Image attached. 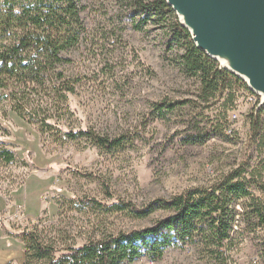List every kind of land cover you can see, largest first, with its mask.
Returning <instances> with one entry per match:
<instances>
[{"label":"rangeland","instance_id":"1","mask_svg":"<svg viewBox=\"0 0 264 264\" xmlns=\"http://www.w3.org/2000/svg\"><path fill=\"white\" fill-rule=\"evenodd\" d=\"M78 1L82 40L63 54L68 61L58 67L66 77L76 79L75 90L64 101L49 102L46 115L63 130L93 129L101 135L136 140L124 149L104 153L85 140L67 141L62 132L41 133L37 125L0 103L4 129L0 140L26 163L0 179V264L22 263L23 242L12 234L22 229H37L45 239L51 235L56 246L64 247L104 233L141 228L163 215L157 212L138 221L119 212L81 208L65 199L88 197L109 205L119 198L141 207L189 187L205 186L216 172L251 152L247 114L257 103L243 89L237 90L227 110L222 99L207 108L198 102L178 117L151 121L152 103L198 95L196 79L178 66V46L168 45L169 20L149 22L138 30L127 15L133 0ZM41 96L32 99L40 101ZM188 121L204 130L214 127L224 135L232 131V137L214 136L204 145H182ZM99 180L108 184L112 198L104 194ZM263 239L264 228L246 236L231 253L233 264H264L259 254ZM129 264L213 263L186 246L168 249L159 261L142 257Z\"/></svg>","mask_w":264,"mask_h":264},{"label":"trees","instance_id":"2","mask_svg":"<svg viewBox=\"0 0 264 264\" xmlns=\"http://www.w3.org/2000/svg\"><path fill=\"white\" fill-rule=\"evenodd\" d=\"M81 9L78 0H0V103L27 123L37 125L41 133L56 136L62 132L67 141L85 140L104 153H113L133 145L136 139L126 135L109 137L93 129L63 130L57 120L49 121L46 115L49 102L64 101L75 90L76 79L66 77L58 67L68 61L63 54L82 40ZM127 15L138 30L149 22L169 20L168 45L178 46V66L198 83L196 99L152 103L151 121L178 117L181 110L192 109L198 102L207 108L222 99L227 110L234 104L238 89L254 95L237 76L220 69L215 60L194 46L164 0H133ZM40 94V101L32 99ZM255 107L247 114L251 152L228 169L216 172L205 186L189 187L141 207L119 198L109 205L88 197L64 198L81 208L119 212L132 220H147L157 212L163 213L161 217L141 228L104 233L81 245L64 247L56 246L51 235L45 239L37 229H22L12 233L23 242L21 264H129L142 257L155 262L168 249L186 246L208 263L233 264L231 253L242 240L264 228V108ZM186 128L182 145H204L214 136L226 140L232 137V131L224 135L214 127L204 130L189 121ZM1 132L4 129L0 124ZM24 164L0 140V179H7L13 167ZM99 182L104 194L112 198L108 184ZM259 245L264 261V239Z\"/></svg>","mask_w":264,"mask_h":264},{"label":"water","instance_id":"3","mask_svg":"<svg viewBox=\"0 0 264 264\" xmlns=\"http://www.w3.org/2000/svg\"><path fill=\"white\" fill-rule=\"evenodd\" d=\"M194 46L245 83L264 108V0H164Z\"/></svg>","mask_w":264,"mask_h":264},{"label":"built area","instance_id":"4","mask_svg":"<svg viewBox=\"0 0 264 264\" xmlns=\"http://www.w3.org/2000/svg\"><path fill=\"white\" fill-rule=\"evenodd\" d=\"M249 99H250L251 101L255 102V101H257L258 97H257L256 95H252V96H250ZM231 118H232V119H235L236 116L233 114V115H231ZM227 133L229 134L230 131H228Z\"/></svg>","mask_w":264,"mask_h":264}]
</instances>
